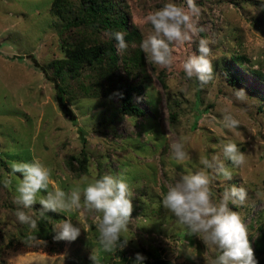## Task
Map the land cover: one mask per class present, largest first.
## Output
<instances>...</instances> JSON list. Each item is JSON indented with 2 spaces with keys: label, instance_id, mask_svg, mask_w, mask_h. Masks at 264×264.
<instances>
[{
  "label": "rangeland",
  "instance_id": "374dc122",
  "mask_svg": "<svg viewBox=\"0 0 264 264\" xmlns=\"http://www.w3.org/2000/svg\"><path fill=\"white\" fill-rule=\"evenodd\" d=\"M52 2L0 0V264H93V252L100 264H125L122 254L133 258L135 264L136 253L146 257L143 264L158 257L171 264H212L216 253L163 208L161 194L180 175L202 168L201 155L209 159L219 155L223 160L222 142L228 141L237 144L245 162L235 166L224 161L232 179L217 177L212 181L213 199L219 202L231 185L246 189L245 204L229 207L239 213L252 241L258 225L264 226V199L257 196L264 193V83L243 66L264 71V0H194L195 14L187 0H124L140 40L125 38L128 48L123 52L117 51L116 41L102 25L72 24L81 12L76 0H62L55 7ZM169 2L188 11L198 30L190 44L174 46L171 71L147 63L140 48L142 40L154 32L147 15ZM60 30H68L69 41L112 39L119 72L133 81L138 79L135 71L149 78L135 97L145 115L122 113L116 93L97 95L98 90H105L106 79L112 78L113 72L99 65H80L70 72L60 62L52 64L65 56L58 42ZM200 39L208 40L212 49L213 76L203 86L196 78L187 79L181 67L189 56L199 54ZM236 55L241 57L237 60ZM35 62L44 66L45 73ZM230 62L244 77L237 85L227 83L221 71ZM53 77L65 89L76 124L57 105ZM239 89L244 90L242 99L236 97ZM225 114L238 120L239 126L226 127ZM78 127L85 134L88 152L87 171L79 175L66 166L68 156L79 154L83 145ZM181 133L188 137L185 150L190 159L177 164L171 158L170 145L180 142ZM33 159L51 169L49 190L54 186L70 193L79 187L82 192L98 174L123 178L133 202L128 231L123 234L129 238L127 246L112 253L103 249L96 231L102 214L83 206V196L82 207L69 214L81 227L76 241L55 239L56 233L28 241L29 229L17 220L18 205L14 203L20 176L12 173L10 165ZM6 179L11 181L8 187L4 186ZM38 205L23 210L36 219ZM254 254L264 258V252Z\"/></svg>",
  "mask_w": 264,
  "mask_h": 264
},
{
  "label": "clouds",
  "instance_id": "9594fccd",
  "mask_svg": "<svg viewBox=\"0 0 264 264\" xmlns=\"http://www.w3.org/2000/svg\"><path fill=\"white\" fill-rule=\"evenodd\" d=\"M187 4L193 14L198 11L194 0H187ZM146 20L154 30L153 34L144 38L140 44L146 62L171 71L175 59L174 46L190 44L193 35L198 31L192 22V15L176 3L169 2L162 8L150 12ZM111 36L116 41L118 52L128 48L123 32L115 31ZM197 51L199 54L189 56L181 67L187 79L196 78L203 86L213 76L210 59L212 49L209 41L200 39ZM171 83L170 81V85ZM243 95V89L236 91L237 99H242ZM224 121L228 128L239 126V121L231 115L225 114ZM187 141L188 137L181 133L180 142L170 145L171 158L177 164H184L190 159L189 153L185 150ZM221 152L223 160L219 155H213L211 159L201 155L199 163L203 167L195 172L180 175L166 193L161 194L162 206L176 218L179 225L188 229L190 235L200 238L206 248L211 247L216 253L212 264H258L246 225L239 213L229 207V204L236 207L245 204L248 195L246 189L243 186L231 185L224 189L219 202L213 199L212 181L217 177L223 180L232 179V171L224 161H229L235 166H242L245 162L244 153L232 141L222 142ZM10 168L13 174L18 173L20 176L15 185L17 195L14 203L18 205L17 220L29 229L28 241L36 239L31 232L37 228V220L23 209L32 208L37 204L41 209V217L45 213L65 216V219L54 226L55 239L76 241L81 235V227L73 223L69 214L82 207L83 196V206L102 214L96 231L103 249L112 253L117 247L123 250L127 246L129 238L126 236L123 240L121 238L128 231L133 202L129 186L123 178L104 174L87 183L82 192L77 187L66 193L54 186L53 190H49L52 184L51 169L38 159L31 162H12ZM209 169L212 170V174L209 173ZM84 179L87 180L86 177ZM10 184V180L4 181L5 187ZM257 196L264 199V193L258 192ZM90 259L93 264H100L94 252ZM145 259L141 253L135 254L136 264H143Z\"/></svg>",
  "mask_w": 264,
  "mask_h": 264
},
{
  "label": "trees",
  "instance_id": "16d2710c",
  "mask_svg": "<svg viewBox=\"0 0 264 264\" xmlns=\"http://www.w3.org/2000/svg\"><path fill=\"white\" fill-rule=\"evenodd\" d=\"M61 2L62 0H53L52 6H58ZM76 7L81 12L77 14V20H72V24L75 26L78 24L80 25V23L100 24L102 27L108 29L109 33L120 31L124 33L126 39L140 40L137 30L133 28V24L130 22V12L126 7L124 0H76ZM67 31L68 30H60L58 35V42L63 46L65 56L54 59L51 63L60 62L66 65L70 72L76 70L80 65H99L106 71L109 70V72H113V77L106 79L105 90H98L97 95L102 96L109 93H116L120 99L119 108L122 113L134 116L145 115V110L135 102V97L142 93L143 82L149 80L147 74L135 71L133 72V75L138 77V79L133 81L123 73H120L117 65L118 55L112 39L105 38L101 41L95 40L89 43L83 38H76L73 39V41H69L66 37ZM234 57L238 60L237 57H241V55H236ZM124 62L126 61L124 60ZM35 64L38 65L36 62ZM38 67L45 73L43 65H38ZM243 68L256 77L260 82L264 83L263 70L246 66H243ZM221 71L224 74L227 83L232 85L239 84L244 78L239 69L231 62L224 64L221 67ZM159 78L161 79L162 84L165 85L163 76L159 75ZM52 79L55 84V98L58 107L74 124H76V115L65 99V89L63 85L56 80V77H53ZM251 89L257 91L254 88ZM170 114L172 118L175 115L173 112ZM78 133L83 144L80 152L77 155L71 154L66 159L67 168L77 175L87 171L88 160V152L84 147V142L86 140L85 134L81 127H78ZM160 160L161 162H164L163 156L161 155ZM100 176L101 175L98 174L97 178ZM35 209L38 213L36 218L37 228L32 231V234L37 237H53L56 232H54L52 224L64 219V215L45 213L44 216L41 217L40 206H36ZM123 238L124 237L122 236L121 240H123ZM250 242L254 252H264V226L262 224L258 225L257 234ZM119 252L121 253L122 251L120 250ZM255 258L258 261V264H264V258L262 256H256ZM122 259L126 260L125 264H133V258L122 254ZM146 264H171V261L163 257H158L153 260H148Z\"/></svg>",
  "mask_w": 264,
  "mask_h": 264
}]
</instances>
